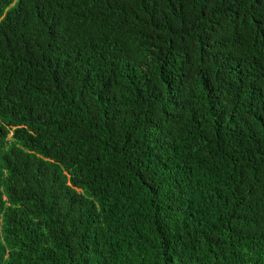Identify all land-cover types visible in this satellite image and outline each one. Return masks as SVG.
<instances>
[{
  "label": "trees",
  "instance_id": "obj_1",
  "mask_svg": "<svg viewBox=\"0 0 264 264\" xmlns=\"http://www.w3.org/2000/svg\"><path fill=\"white\" fill-rule=\"evenodd\" d=\"M0 264H264V0H0Z\"/></svg>",
  "mask_w": 264,
  "mask_h": 264
}]
</instances>
